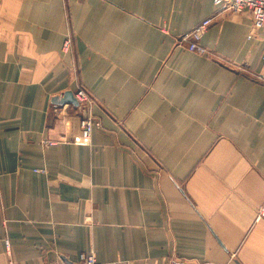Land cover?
Wrapping results in <instances>:
<instances>
[{"label":"crops","instance_id":"1","mask_svg":"<svg viewBox=\"0 0 264 264\" xmlns=\"http://www.w3.org/2000/svg\"><path fill=\"white\" fill-rule=\"evenodd\" d=\"M0 2V264H264L248 16L240 46L212 0ZM79 87L101 127L50 145L80 135V106L53 102Z\"/></svg>","mask_w":264,"mask_h":264},{"label":"built area","instance_id":"2","mask_svg":"<svg viewBox=\"0 0 264 264\" xmlns=\"http://www.w3.org/2000/svg\"><path fill=\"white\" fill-rule=\"evenodd\" d=\"M214 6L222 10V12H229L234 14H240L245 11H250L253 21L254 28L257 30L264 28V0H212ZM213 23L212 18L208 19L204 26ZM72 45L71 39H67L65 42V48L70 51ZM262 61L264 63V54L262 56ZM86 95L83 91L77 93L76 97L80 104L83 103ZM93 123L90 119L82 123V133L81 136L75 138L74 143L88 146L91 144V138L93 134ZM264 219V208L260 210L257 220ZM10 249V245H8ZM80 264H101L98 262L97 257L92 253H83L80 256ZM113 264H129L127 262H117Z\"/></svg>","mask_w":264,"mask_h":264},{"label":"rangeland","instance_id":"3","mask_svg":"<svg viewBox=\"0 0 264 264\" xmlns=\"http://www.w3.org/2000/svg\"><path fill=\"white\" fill-rule=\"evenodd\" d=\"M0 5H3V2H0ZM5 5H8V3H6ZM229 14H230V15H237L238 17L240 16V17H239V26H236V36L240 38V46H241V45H245V44H246L245 37H246L247 33L250 31V28L246 26V21H248V20H247V16L251 19V21H253V17H252V15H251L250 11H245V12L240 13V14L227 13V15H229ZM253 23H254V21H253ZM253 29H254L255 31L257 30V29L254 28V25H253ZM249 38H250V37H249ZM67 39H71V38L68 37ZM67 39H66V40H67ZM255 39H257L256 42L258 43V45H259V44H263V47H264V28H263V29H260V31L258 32V34H256ZM71 41H72V40H71ZM65 42H66V41H65ZM71 48H72V45H71ZM63 49H64V51H65L66 53L69 52V50L66 49L65 46L63 47ZM70 50H71V49H70ZM227 64H229V63L227 62ZM246 64H247V63H243V67L241 68V71H242L243 73H247L250 77L252 76V77H254L255 79L261 81V80H262V77H264V74L262 73V72H263L262 69H257V71H255V72L252 73L250 68H249V69H248V68L246 69V66L248 67V65H246ZM80 91H83L84 94L86 95L85 97H83V98H84L83 103H82V104L79 103V106H80V109H81V113H82V117H81V119H80L81 133H82V123H83L84 121L88 120V119H90V120L92 121V123H93V127H94V129H93V133H94L95 129L101 127V121L98 120V119L96 118L95 114H94V106H95L96 101L94 100V97H92V95L89 93V91H87V90H86L85 88H83V87H79V88L75 91L74 94H75V98H76V99H77L76 95H77V93L80 92ZM77 101H78V99H77ZM78 102H79V101H78ZM81 133H80L79 136H81ZM79 136H77V137H79ZM77 137H74V138H72V139H62L61 141H53V142L50 141V145H51V144H54V143H57V142H58V143H59V142H71V143L75 144V143H74V140H75V138H77ZM92 139H93V134H92V138H91V144H92ZM91 144L88 145V146H91ZM77 145H80V144H77ZM83 146H85V145H83ZM263 208H264V205L259 209V212H260V210L263 209ZM259 212H258V215H259ZM82 254H83V253H82ZM88 254H92V252H91V253H88ZM93 254H94V253H93ZM94 255H95V254H94ZM95 256H96V255H95Z\"/></svg>","mask_w":264,"mask_h":264},{"label":"water","instance_id":"4","mask_svg":"<svg viewBox=\"0 0 264 264\" xmlns=\"http://www.w3.org/2000/svg\"><path fill=\"white\" fill-rule=\"evenodd\" d=\"M53 102L57 105L73 104L75 106L79 105V102L75 98V94L72 91H67L64 95L56 97Z\"/></svg>","mask_w":264,"mask_h":264}]
</instances>
